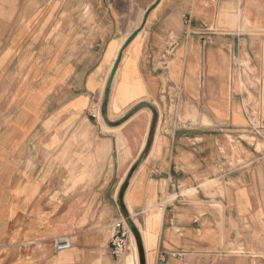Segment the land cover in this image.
Here are the masks:
<instances>
[{"label": "crops", "instance_id": "0c3cea01", "mask_svg": "<svg viewBox=\"0 0 264 264\" xmlns=\"http://www.w3.org/2000/svg\"><path fill=\"white\" fill-rule=\"evenodd\" d=\"M260 104L264 0H0V264H120V217L140 264H264V160L220 133Z\"/></svg>", "mask_w": 264, "mask_h": 264}, {"label": "built area", "instance_id": "2783aa9c", "mask_svg": "<svg viewBox=\"0 0 264 264\" xmlns=\"http://www.w3.org/2000/svg\"><path fill=\"white\" fill-rule=\"evenodd\" d=\"M176 42L173 40H169L167 43V46L164 50V54L160 58V63L162 64L164 69H168L170 60L173 57V54L176 49ZM102 106H103V101L100 97H93L91 99V102L88 106V113L89 115L94 119L98 120L100 117H102L103 111H102ZM251 106V105H250ZM249 106V111L252 117V120L250 121V124L247 128L243 129H249L251 127H255V124H264V106L260 104V106L256 107H250ZM259 110V111H255ZM258 115V117L256 116ZM264 128V127H262ZM257 130L260 129L259 126L255 128ZM264 158H260L257 161H263ZM255 161V162H257ZM250 163L249 165L244 166L245 168H248L251 166L253 163ZM241 166V165H238ZM113 229V237L111 240V253L112 256L115 258V260L120 263L124 256L127 254L128 251H130V227H129V220L124 217L118 218L115 222L112 223L111 225ZM71 242L70 239L68 238H60L57 240L55 243V250L56 251H61V250H67L71 248Z\"/></svg>", "mask_w": 264, "mask_h": 264}, {"label": "rangeland", "instance_id": "374dc122", "mask_svg": "<svg viewBox=\"0 0 264 264\" xmlns=\"http://www.w3.org/2000/svg\"><path fill=\"white\" fill-rule=\"evenodd\" d=\"M86 112L89 115L88 111ZM179 116L182 120L188 119V117L181 116V114H179ZM256 116L258 117V115ZM98 120L101 121V117ZM257 126L260 127L259 130L255 129ZM262 127H264V124L261 125L256 123L255 127H251L249 129H235L237 131L220 132L222 135H225L223 137L224 146H222V150L234 165L247 166L250 163L259 160L260 158H264V128ZM132 234L133 230H130V238L132 240V244L130 242V251L127 252L120 264H126V259L133 250L135 240Z\"/></svg>", "mask_w": 264, "mask_h": 264}, {"label": "bare ground", "instance_id": "6f19581e", "mask_svg": "<svg viewBox=\"0 0 264 264\" xmlns=\"http://www.w3.org/2000/svg\"><path fill=\"white\" fill-rule=\"evenodd\" d=\"M126 264H140V254L136 243L126 259Z\"/></svg>", "mask_w": 264, "mask_h": 264}, {"label": "water", "instance_id": "95a60500", "mask_svg": "<svg viewBox=\"0 0 264 264\" xmlns=\"http://www.w3.org/2000/svg\"><path fill=\"white\" fill-rule=\"evenodd\" d=\"M147 16H148V13L146 14V17H145V19L147 18ZM137 35V32H135L129 39H128V41L126 42V44H125V46H127L134 38H135V36ZM121 57H122V53H120L119 54V56H118V58H117V60H116V63H115V66H114V68H113V71H112V74H111V77H110V82H109V84H108V89H110L111 88V81L113 80V78H114V76H115V73H116V71H117V68H118V66H119V63H120V61H121Z\"/></svg>", "mask_w": 264, "mask_h": 264}]
</instances>
